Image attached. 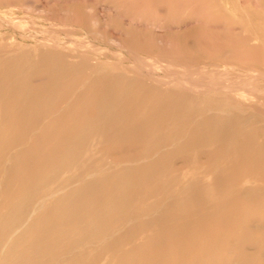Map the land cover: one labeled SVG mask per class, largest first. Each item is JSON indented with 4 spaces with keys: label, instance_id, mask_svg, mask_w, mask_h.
<instances>
[{
    "label": "bare ground",
    "instance_id": "obj_1",
    "mask_svg": "<svg viewBox=\"0 0 264 264\" xmlns=\"http://www.w3.org/2000/svg\"><path fill=\"white\" fill-rule=\"evenodd\" d=\"M2 3L0 264H264L230 248L264 217V37L237 0ZM222 175L224 207L179 194Z\"/></svg>",
    "mask_w": 264,
    "mask_h": 264
},
{
    "label": "rangeland",
    "instance_id": "obj_2",
    "mask_svg": "<svg viewBox=\"0 0 264 264\" xmlns=\"http://www.w3.org/2000/svg\"><path fill=\"white\" fill-rule=\"evenodd\" d=\"M244 1V2H243ZM237 0V2H239L238 3V5L240 4V6H238V9H239V13L240 14H238V15H236L235 14V16H232L231 15V17H229L228 16V18L229 19H231L232 21H234L235 23H236V25L238 26V27H241V29H243V28H248L247 30L248 31H250V32H248V33H251V32H253L254 34H257V35H259L260 37H264V0H254V1H252V0ZM248 1V2H247ZM3 0L1 1L0 0V18L2 17H8V16H11V13L10 12H7L6 11V5H4L3 3ZM241 2V3H240ZM243 2V3H242ZM252 2H254V4L252 3ZM260 3H261V5H260ZM252 4V5H251ZM263 4V5H262ZM260 5V6H259ZM249 6H250V8L252 7L253 9L255 8V11H251L250 10V8H249ZM240 7V8H239ZM241 8L245 11V13L247 14H245L244 15V11L242 12V10H241ZM252 9V10H253ZM258 9V10H257ZM262 11H260V10ZM254 17V18H252V16ZM258 14H260V15H258ZM34 14L33 13H30V16H31V18H33L34 16H33ZM234 18V19H233ZM248 18V19H247ZM237 19V20H236ZM256 19V20H255ZM248 21H250V24H249V22ZM239 24H238V23ZM243 22L245 23L244 24V26H243ZM259 23V24H258ZM255 24V25H254ZM250 26H253L254 27V30L255 31H253L252 29V27H250ZM257 30V31H256ZM260 32V33H259ZM263 33V34H262ZM156 51H152L151 52V55H155V54H153V53H155ZM206 164H207V162H205ZM199 165L200 164H204V162H199L198 163ZM175 166H177V167H187L188 165H185V164H181L180 162H178V164L177 165H175ZM209 177V176H208ZM197 178V179H196ZM195 178V181H197L196 183H194V184H196V185H194V186H191L190 188H192V189H189V187L187 188L188 190H191V191H188L187 189H185V190H183V191H181V192H183V193H179V194H183V196H184V202H189V200H191V199H189V197H192V199L193 198H195V199H201V198H203V196L206 194V192H212L214 195H215V199H217L216 201L218 202V203H216L220 208L221 207H224L225 206V203H223L220 199H222L223 200V198L225 197V198H230L231 199V197H233V198H236V193H234V190H236L238 187V184H236V181H229V179H228V177H226V175L224 176V175H222V176H220V177H213V178H211V177H209V179L205 182H203V179L204 178H206V177H196ZM203 178V179H202ZM211 178V179H210ZM201 179H202V181H201ZM205 180V179H204ZM213 180V181H212ZM198 181L200 182L199 184H198ZM210 181H212V182H210ZM194 182V181H193ZM235 182V183H234ZM227 183L229 184V185H227ZM217 184V185H216ZM236 184V185H235ZM201 185H202V187H201ZM212 187H213V189H212ZM225 187V188H224ZM231 187V188H230ZM233 187V188H232ZM203 189H205V190H203ZM213 191H212V190ZM207 190H209V191H207ZM211 190V191H210ZM185 192H187L186 194H185ZM190 192V193H189ZM220 194H219V193ZM191 193H193V194H195V195H193V194H191ZM189 196H188V195ZM219 194V195H218ZM180 195V196H181ZM186 195V196H185ZM199 196H201V197H199ZM182 197V196H181ZM240 197V199L243 201V203H244V207L246 208L245 209V213H247V212H249V211H253L254 209H255V207L256 206H258L256 203H255V200L254 199H252V198H250V197H248V196H246L245 194H243V195H241V196H239ZM183 198V197H182ZM193 201H194V199H193ZM210 205H212V204H203V205H201V206H205V207H210ZM260 210H258L257 211V215L255 216V215H250V216H248V217H245V218H243L242 219V217L241 218H239V217H236V218H231L232 219V222H233V224H236V227L238 228V226H237V224H239L241 227H242V225H241V223H247V224H250V226H245V225H247V224H243V227L241 228V230H239L238 231V233H237V235H235V236H230V237H232L233 239H237L236 240V242H234V244L232 243L231 244V246H230V248H232L233 249V251L234 252H236L237 254L235 255V259H239V258H241V254L239 253L240 251H245L247 254L249 253H255V254H258L256 251H255V249H254V247H253V244L251 245V243L248 241V239H249V237H251V236H253L252 238H254V239H257V240H259L260 239V243L262 242V244H263V247H264V228L263 229H258V228H256V227H254V223L255 222H262V223H264V217H262V215L263 214H261L262 213V210H261V208H259ZM256 210H257V208H256ZM261 215V216H260ZM246 216V215H245ZM255 216V217H254ZM211 219H216V220H218V221H220L221 222V220H222V217H221V214H217L214 218H211ZM250 219H253V220H251V222H250ZM253 221H255L254 223H253ZM252 225V226H251ZM235 226V225H234ZM220 227H222V226H220ZM245 227V228H244ZM234 229H235V227H233ZM237 228H236V230H237ZM234 231V230H233ZM221 234V233H220ZM234 235V234H233ZM245 235V236H244ZM227 236H228V234H227ZM239 236V237H238ZM244 236V237H243ZM256 237V238H255ZM242 246V247H241ZM245 248V249H244ZM257 250V249H256ZM261 250H263L262 252H261ZM260 250V254H262L263 252H264V249L262 248ZM255 251V252H254ZM238 255H240V256H238ZM262 256V255H261ZM263 259H264V253H263Z\"/></svg>",
    "mask_w": 264,
    "mask_h": 264
}]
</instances>
